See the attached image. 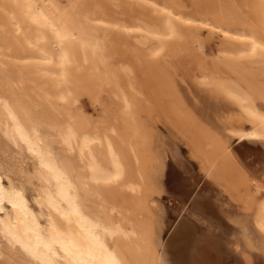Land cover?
<instances>
[{"label": "bare ground", "instance_id": "1", "mask_svg": "<svg viewBox=\"0 0 264 264\" xmlns=\"http://www.w3.org/2000/svg\"><path fill=\"white\" fill-rule=\"evenodd\" d=\"M161 127L208 215L165 202ZM0 139V264H170L169 212L182 264H264V0H0Z\"/></svg>", "mask_w": 264, "mask_h": 264}, {"label": "rangeland", "instance_id": "2", "mask_svg": "<svg viewBox=\"0 0 264 264\" xmlns=\"http://www.w3.org/2000/svg\"><path fill=\"white\" fill-rule=\"evenodd\" d=\"M215 47H216V39H211L208 43V51L214 50ZM161 129H163L162 133L164 138L162 148L165 153L164 165L163 167H161L162 185L164 189L162 194H164L165 196V202L166 203L169 202L170 204L172 203L185 204L184 203L185 201L187 204L186 206L189 208V210L195 209L198 212L204 211L203 205L201 204H206L209 203V201H211L208 195L220 190L218 185L214 184L203 173L199 160L192 156L189 146L186 143L179 140L177 141L178 144L180 145V150L178 148L175 149L178 152L181 161L176 162V160L172 158V154H171L172 151L170 148L171 142L174 141L172 140V138L175 137L170 138L169 131L164 127L163 128L161 127ZM2 147H4V149H7L4 145V141L0 139V158L4 161V163L16 165L18 160L13 157L12 151H9V153L4 154ZM9 154L10 156L8 157ZM182 172L184 173V175L182 174ZM185 173L186 175H188L187 178H185ZM191 175H195L199 179L201 186L199 185L196 186L193 180H191ZM174 195L179 198L175 197ZM171 206H173V204ZM209 209L210 208H207L205 210H207V212H210ZM202 213L206 214L205 212ZM209 216L210 217L212 216L213 218L215 216L219 217L214 214H209ZM225 222L230 225L228 221L225 220ZM192 224H195L194 226H196L194 219H192L191 213H189V215L187 214L181 215L178 219L177 217L174 216L173 212H169L168 214H166L165 217H163L161 233H162V237L165 240L167 239L166 251L169 253L170 264H182V262H184L183 253L179 251V244L184 241L186 236L191 235L190 234L191 230L194 227L191 226ZM192 233H194V231ZM180 254L183 260L181 262L179 260ZM157 264H165V263L157 262Z\"/></svg>", "mask_w": 264, "mask_h": 264}, {"label": "water", "instance_id": "3", "mask_svg": "<svg viewBox=\"0 0 264 264\" xmlns=\"http://www.w3.org/2000/svg\"><path fill=\"white\" fill-rule=\"evenodd\" d=\"M211 240H215V239H211Z\"/></svg>", "mask_w": 264, "mask_h": 264}]
</instances>
